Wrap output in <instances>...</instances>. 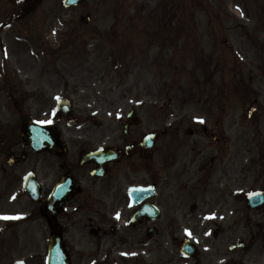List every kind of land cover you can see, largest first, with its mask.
Wrapping results in <instances>:
<instances>
[{
	"label": "flooded vegetation",
	"instance_id": "1",
	"mask_svg": "<svg viewBox=\"0 0 264 264\" xmlns=\"http://www.w3.org/2000/svg\"><path fill=\"white\" fill-rule=\"evenodd\" d=\"M62 87L54 83L52 90L60 91L66 111L61 106L45 119L26 117L32 107L23 96L20 115L5 125L0 120V215L20 217L0 219V264H44L42 248L51 226L42 207L64 177L70 180L69 193L54 216V232L69 264H180L186 238L199 247L211 246L216 257H229L224 263L237 264L242 260L235 261L233 253L250 252L258 236L264 241V205L252 208L248 201L255 190L264 196V142L252 148V138L261 130L250 132L249 118L241 123L230 121L229 111L199 110L196 116L205 118L200 123L188 118L193 112L165 111L159 127L152 111L144 128L127 123L126 116L120 127L107 122L68 127L69 117L61 112L71 115L66 100L78 86L66 81ZM11 91L20 94L17 86ZM30 92L41 104V85ZM49 119L51 125L41 123L45 128L36 127L35 143H28L23 124ZM71 129L81 141L69 136ZM44 130L51 141L54 137V152L43 151ZM146 134L151 142L143 148L139 143ZM51 173L57 180L50 187ZM134 187L145 190L143 198L137 199ZM212 214L214 218L205 219ZM225 240L241 247L229 250L232 255L217 250Z\"/></svg>",
	"mask_w": 264,
	"mask_h": 264
},
{
	"label": "rangeland",
	"instance_id": "2",
	"mask_svg": "<svg viewBox=\"0 0 264 264\" xmlns=\"http://www.w3.org/2000/svg\"><path fill=\"white\" fill-rule=\"evenodd\" d=\"M88 16L86 23L82 18ZM155 18L168 23L171 32L159 33L154 41L152 32L164 28L160 21H151ZM67 80L78 86L70 96L73 116L83 128L118 122L129 107L143 117L140 127L147 126L152 110L161 127L163 112L211 113L213 102H221L233 88L231 103L221 102L220 112L233 111L230 121L245 122L250 102L257 101L251 132H258L256 126L261 131L252 146L263 143L264 0H82L69 8L62 0H0V99L6 108L2 124L18 115L13 109H24L23 96L25 105L34 108L24 116L49 117L58 94L52 90L54 83L62 89ZM40 85L41 104L30 92ZM12 86L20 90L18 96ZM201 96L212 102L201 105ZM5 117L9 122L4 123ZM71 132L69 136L82 140L75 129ZM52 175L46 181L50 187L57 180ZM258 237L250 252L233 253L235 261L242 260L237 264H264ZM229 242L221 241L216 249L228 250ZM210 251L211 246L202 247L201 264H234ZM179 263L198 264L196 259Z\"/></svg>",
	"mask_w": 264,
	"mask_h": 264
},
{
	"label": "water",
	"instance_id": "3",
	"mask_svg": "<svg viewBox=\"0 0 264 264\" xmlns=\"http://www.w3.org/2000/svg\"><path fill=\"white\" fill-rule=\"evenodd\" d=\"M80 0H63L62 3L64 6H70V5H75L77 3H79ZM84 21H88V18H85ZM46 140L44 139L43 144L44 146L46 145ZM137 195H141L143 193H145V190L142 191H137L136 192ZM66 192L64 191L63 187L60 186L59 189L52 193V195L50 196V200L48 201V203L45 205V209L47 210V213H49V215L53 216L51 218H49V222L51 223L52 227H53V233L51 235L50 238V242H49V257H48V264H63L64 261L62 258H60L57 254V252H55V246H58L59 244V240L57 237L54 238V216L55 213H57L59 211V204L60 202L63 201L64 197L66 196ZM257 195L252 196V198H256ZM251 198V199H252ZM250 199V200H251ZM251 206H255L253 204H251ZM182 251L188 255V256H193L195 254V247L192 246L190 243L186 242V245L182 248Z\"/></svg>",
	"mask_w": 264,
	"mask_h": 264
},
{
	"label": "snow or ice",
	"instance_id": "4",
	"mask_svg": "<svg viewBox=\"0 0 264 264\" xmlns=\"http://www.w3.org/2000/svg\"><path fill=\"white\" fill-rule=\"evenodd\" d=\"M56 99L59 100V97H56ZM53 115H55V109H53ZM194 119L198 120V122H200V123H203L202 118L195 117ZM38 123L49 124V123H52V121L49 119V120H45V121H38ZM146 139H148V138L146 137ZM254 195H258V194L257 193H249V196H254ZM118 217H119V214H117V218ZM19 218H20L19 216L0 215V219H5V220L19 219ZM212 218H214V214L205 217V219H212ZM185 232L187 235H189V237H191L192 234L189 230L185 229ZM21 264H22V262H21Z\"/></svg>",
	"mask_w": 264,
	"mask_h": 264
}]
</instances>
